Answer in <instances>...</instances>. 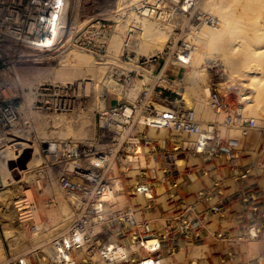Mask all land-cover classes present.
<instances>
[{
	"label": "rangeland",
	"instance_id": "1",
	"mask_svg": "<svg viewBox=\"0 0 264 264\" xmlns=\"http://www.w3.org/2000/svg\"><path fill=\"white\" fill-rule=\"evenodd\" d=\"M117 1L68 0L67 15L65 14L66 27L68 26L66 39L69 38L70 32L67 30H70L72 26L73 37L85 33L88 39H95L94 36L86 33L89 28L87 23L92 18L98 17L106 20L113 27L112 31L116 21H113V18H111L112 20L109 19V17L116 14V12H118L117 16L123 15V18H129L130 14L133 13L135 20L137 16L142 19L139 12L143 10L144 1L125 0L120 8L117 6ZM202 2L204 3V1ZM240 6L242 7V4L236 6L238 8L237 15L238 10H240V15L241 12L244 15L248 14V11L245 8L241 10ZM198 10L213 14L217 18V23L220 22V18L217 16L218 13L204 9L202 3ZM250 11L249 13L252 15V11ZM246 19L248 22V17L242 20L246 22ZM205 25L212 26L211 24ZM190 27L192 26L187 20L184 31H174L173 34L177 38L171 37L167 41L164 51L154 57H150L148 53L146 55L144 53L146 50L137 52L136 49L124 47L118 59L110 58L113 60L114 65L109 70L113 77L111 79L116 80L123 92L119 93L109 89L106 97H103L102 94L96 91L95 87L97 85L94 87L91 78L93 76H89L88 78H91L92 81L86 80V82L91 83V88L84 85L76 89V94L84 100V109L80 112L87 111L88 107L94 105L97 99H105L106 109H111L118 104L119 100H122L123 103L135 102L139 96L145 93L148 94L149 100L155 103L156 106L158 103L156 100L158 101L162 97L161 91L164 95L174 97L173 90L169 89L172 86L153 78L150 71L155 69V74H158L162 66L167 63L165 69L168 73L174 74L173 79L177 77L181 80H179L181 85H189L190 81L186 78V74L190 71L191 64L188 68H180L179 66H173L172 63L176 62L177 53L181 52L179 47L186 45L187 42L184 36L193 30ZM190 29L191 31H189ZM74 49L92 53L100 59L109 58V50L95 53L87 49ZM72 51L73 49L69 50L70 53ZM67 55H69L68 52L57 53L53 56V62L49 64L22 65L20 67L22 89L27 93L30 88L37 87L38 93L42 94L45 92V88L48 87L50 88L48 92L54 94L58 85H65L70 83L69 81L74 84L67 85L78 86V79L84 78L81 76L72 78V80H70L71 78L67 79V81L65 79L68 77L63 74V67L60 66L61 61L69 60L72 53L69 56ZM146 59H151L148 67L138 62V60L142 62ZM211 61L209 65L205 63L209 73V83L216 81L222 84L230 81L228 75L218 66L220 61L214 59ZM56 71L57 75H55ZM116 74H124V76L118 78ZM125 76L129 78H125ZM135 80L141 82L139 86L141 88L132 95L131 88H134ZM158 84L163 87H157ZM230 84H237V81H230ZM102 85L106 86L103 83ZM238 86L240 87V85ZM165 87L167 89H164ZM172 88L177 89L175 86ZM187 98L194 110V100L191 95H188ZM102 111L95 112L96 133L92 145L84 141H78L73 135L66 133L65 126L60 121L62 118L72 119L78 115L79 111L69 114L39 112L36 115L37 137L32 140L34 141V155H31L30 158L31 160L34 156L36 160H34L32 167L26 173H23V170L20 171L19 168L11 169L8 164L10 172L6 175L1 173L0 245L2 248L0 246V253L3 250L1 254L4 255L1 264H6L9 260L18 261L21 258H28L31 264H57L54 263V241L60 237H66L74 231L73 224L79 218V214L74 212L71 200L58 180L56 170L51 171L46 164L47 162L45 163L42 141L58 142L71 139L84 146H93L98 140L101 117L99 112ZM213 112L217 117L222 115L224 119L221 121L220 118L218 121L215 118L205 121L201 125L205 127L207 123L215 122L218 125L219 138L233 137L240 139L242 149L238 161L231 162L229 157L220 155H214L211 159L210 156H200L183 150L173 162L171 171L167 173H173L174 176L166 178L156 188L162 195H155L154 198L148 199L149 201L143 196L133 195L131 186L135 185V182L126 181L124 193L118 194L114 191L115 197L119 196L122 199L119 198V200L121 203L123 201V204H117L118 199L115 197L111 196L109 198L113 202V207L106 214L109 224H104L100 229L90 230L86 228L82 231V233L85 232V235L101 231L102 234L106 235L105 240H82L83 247L72 253L71 261L73 264L108 263L110 260L106 257V252L109 247L116 249L120 247L127 254V257L112 258L111 264H141L143 260L150 258L156 260L158 264H264V165L259 163L261 151L264 149V124L249 128L245 134L240 128L226 129L224 114H218L214 109ZM246 116L254 118L247 114ZM22 127L21 125L19 128ZM19 128H12L10 131L20 133L19 141L31 144L29 133L20 132ZM162 130L164 132H161ZM153 132H155L154 136L151 134ZM172 136L174 142H179L181 145L186 142V145L182 147L192 146L200 138L199 135H193L192 138L183 134ZM149 137L151 141L154 139L160 140L162 148L167 146L166 151L171 150L166 145L169 134L165 129L156 131L152 128ZM152 158L157 160L156 156L149 157L150 160ZM180 159L183 161L179 167L177 163ZM150 160L148 162L151 169L150 177L159 178L161 164L156 161V165L151 167ZM0 172H2L1 169ZM136 173L133 172V175H136ZM118 174L127 175L122 166H109V177ZM154 181L158 182V180ZM62 200L66 201L71 212V217L66 221L67 226L52 233L47 242H42L40 238L46 235L43 232L47 231L48 228L52 230L54 225L60 223L61 219L58 216L59 214L57 215V211L60 210L59 204L61 205ZM116 205L119 206L116 207ZM127 205L130 206L133 223L124 217L126 212H124V208ZM41 232L42 235L40 236L39 233ZM36 236L40 237L37 238ZM14 237L17 240L19 238L23 239L24 242L18 240L20 244L22 243L21 248L16 239L14 241ZM155 240L160 244L159 250L147 252L143 249L144 241L152 242ZM15 242L18 246L15 245ZM250 242L259 243L256 250L250 249ZM23 243L27 245H25V248ZM43 244L45 246L42 247ZM14 246L16 247L15 250H13ZM46 246L51 247V249L45 250ZM17 249H20V251H17ZM81 253L85 255L82 256Z\"/></svg>",
	"mask_w": 264,
	"mask_h": 264
},
{
	"label": "built area",
	"instance_id": "2",
	"mask_svg": "<svg viewBox=\"0 0 264 264\" xmlns=\"http://www.w3.org/2000/svg\"><path fill=\"white\" fill-rule=\"evenodd\" d=\"M202 1L148 0L143 2V10L139 14L144 18H168L169 23L175 26L174 31L178 32L184 31L187 20L191 28L202 24H216L217 18L213 14L198 10ZM67 6L68 0H0V164L6 157L5 149L16 144L18 141L14 139L21 137L20 133H12V128L22 125L19 131L29 133L32 148L28 149H31L34 155L32 140L37 137L36 115L39 112L69 114L84 109V100L76 94V89H79L76 85H58L54 94L48 92V87L42 94L38 93L37 87L30 88L27 93L22 89V65L49 64L53 62L55 52L65 53L74 48L95 53L108 50L113 27L105 21L99 20L94 26H88L86 33L94 36L93 40L88 39L85 33L75 37L71 35L72 37L66 39L64 16ZM177 57L173 66L186 68L189 64L187 60L181 58L178 53ZM151 59L138 62L148 67ZM166 64L158 74H155V69L151 71L153 78L177 87L176 90L169 88L173 90L174 97L164 95L161 91L162 97L156 100L166 108L159 110L145 93L135 102L123 103L119 100L116 106L105 113L99 112L101 117L98 140L93 146H84L71 139L58 142L42 141L45 163L47 162L51 171L56 170L58 180L69 196L74 212L79 214L73 224L74 231L54 241V263L73 264L72 253L83 247L82 240H105L106 235L101 231L88 235L82 231L86 228L100 229L104 224H109L106 214L113 207V202L103 201L109 190L124 193L125 182L129 180L135 182V185L131 186L132 192L130 191L133 195L143 196L147 200L155 195H162L156 188L166 178L174 176L173 173H167L171 171L173 162L183 150L200 156H210L211 159L214 155H220L229 157L231 162L238 161L242 149L240 139L219 138L218 125L215 122H209L203 127L196 120L193 107L181 93V80L177 77L173 79L174 74L167 72ZM116 75L118 78L124 76ZM127 76L125 78H129ZM220 84L212 81L208 86L210 105L218 114H224L225 126L228 129L240 128L246 134L249 128L254 127L255 119L246 116L243 105L248 99L246 101L240 95L249 93L250 90L245 88L242 92L244 88L237 84H234V87ZM157 87L163 86L158 84ZM40 97L42 99H39ZM103 118L105 124L102 122ZM151 128L167 131L169 138L166 145L171 150L166 151L167 146L162 148L160 140L151 141V138H148ZM174 134L191 138L193 135H199L200 138L192 146L182 147L181 143L173 141ZM16 146L13 153L15 156L21 155V149ZM152 156H156V161L161 164L159 178L150 177L148 162ZM259 163L264 165V149L261 151ZM114 165L122 166L127 175L109 177V166ZM133 172H137L136 175H133ZM1 186L0 172V188ZM130 211V206L127 205L124 208V217L132 222ZM6 264H31V261L21 258L18 261L9 260Z\"/></svg>",
	"mask_w": 264,
	"mask_h": 264
},
{
	"label": "bare ground",
	"instance_id": "3",
	"mask_svg": "<svg viewBox=\"0 0 264 264\" xmlns=\"http://www.w3.org/2000/svg\"><path fill=\"white\" fill-rule=\"evenodd\" d=\"M124 1L125 0L117 1L118 8L122 6ZM141 1H144L146 3V1L148 0H140V2ZM203 1L204 3L202 2V4L204 6V9H207L208 11L211 10L210 12L213 11V13L214 12L218 13L217 16H219L220 22L212 26H208L204 24L203 26H199L198 28L193 27V30L191 31L190 29L189 31L191 32H189L186 36H184V38H186L187 43L185 46L179 47V50L181 52H179L178 54L180 55L181 58L187 60V62L189 63L186 67L188 68L190 64L191 67H190V71H188V73L186 74V78H188L190 81L189 85L188 86L181 85L182 86L181 91L183 93V97L186 98L188 97V95H191L192 99L194 100L193 106H194L195 117L196 120L200 122V124L208 120H213L215 118H217L218 121L221 118L222 121V119H224L222 118V115H219L217 117L216 114L213 112V109L209 102V98H208L209 95L208 86L210 85L208 80L209 73L205 66V63H208L209 65V63L212 62L211 60L213 59L218 62L220 61L219 65L218 64L217 65L228 75L230 81H237V84L240 86H241L240 81H242L241 82L242 88H244L242 89V91H244L245 88L250 90L249 93L244 92L241 94L243 99H245L246 101L248 99V101L245 102V104L243 105V109L245 114L249 115L250 117H254L253 118L255 119L254 127H258L259 125L264 124V0H203ZM239 3L242 4V7L240 6L241 7L240 9L242 10V8H245L248 11V14L244 15V13L241 12L240 15L239 14L240 10H238V15H237L236 12L238 8L236 6L241 5ZM67 9L68 7L66 8V10ZM249 11L251 12L252 15H250ZM117 13L118 12H116V14L111 15V17H109V19L113 18V21H116V25L114 26V30L111 31V35H110V40H109L110 44L108 47L109 50L108 59H100L97 58L92 53H85L83 51L73 49V51L71 52L72 56L69 58V60L66 61L60 60L61 61L60 66L63 67L62 68L63 74L66 75V77H68L65 80L70 78H71L70 80H72V78L82 76L84 79L82 78L78 79L77 85L79 86V88H81L84 85H87V88H91V83L89 81H92L93 79L94 87L97 85L95 87L96 91L102 94L103 97H106L108 92L107 90L109 89L115 90L119 93L123 92L118 86L116 80L111 79L113 77L110 74L111 71L109 70L112 69L111 67L114 65V62L110 58L118 59L122 53L123 48L126 46L132 49H136L137 52L138 51L144 52V50H146V52H144L146 53V55L148 53L150 57H154L164 51V48L167 45V41L171 37L175 38L173 34L175 26L169 23L168 18L153 19V18L142 17V19H140L136 15L137 17L135 20L133 13L130 14L129 18H123V15L117 16ZM247 17L249 19L248 22L247 19L246 22L242 20ZM99 20L106 22V20L99 19L98 17L92 18L90 19L89 23H87L89 24L87 26L90 27L94 26L95 25L94 23ZM72 29L73 26L70 30L69 29L67 30L70 31L69 37H71L72 35L73 32ZM68 53L69 55L71 54L70 52ZM56 54L57 53L55 52L53 56ZM137 59L138 57L136 58V60ZM177 59L178 57L176 58L175 61H177ZM173 64L174 63H172V65ZM57 71L59 72L58 69ZM57 71L55 72L56 73L55 75H57ZM89 76H93L91 77L92 79L88 78ZM57 78L59 79L58 76ZM86 80L89 81L86 82ZM136 81L137 80H135L134 88H131L132 95H134L136 91L141 88L139 87L141 82L139 81L136 82ZM230 81H228L227 83L224 82L222 84L226 86L234 87L233 85L230 84ZM69 82L70 83L67 84H74L71 83V81ZM102 83L106 86L104 87ZM157 107L159 110L166 108V106H164L161 102L160 103L158 102ZM106 108L107 107H106L105 99H97L94 105H90L88 107L87 111L86 110L84 112L79 111L78 115L74 116L72 119L69 120L62 118L60 119V121L65 126L64 130H66V133L73 135V137H75V139H78V141H84L92 145L96 133L95 112L103 110L101 113H105L108 110ZM102 122L103 124H105L106 121L104 118ZM161 132H164V130H162ZM154 133L155 132L151 134L154 136L155 135ZM14 140L18 142H16V144L14 145L8 146L5 149L4 156L6 157L4 161H2V163L0 164L1 165L0 169L2 171L1 173H3L4 175L10 172L7 166L9 162L11 161L19 162L23 154L26 151H28V148H32L31 145L27 142L19 141L18 139H14ZM180 142L182 141L180 140ZM16 145H18L19 148L21 149L22 151L21 155H16V156L14 155L13 149L17 147ZM183 145H186V142L185 143L183 142L182 146ZM34 160L36 159H34L33 156V158L28 162V169L23 170L22 171L23 173H26L32 167ZM182 161L183 160L180 159L179 163H177L179 167L182 165L181 164ZM155 165H156V160L152 158L150 160V166L154 167ZM111 196L115 197V193L114 191L109 190L105 194L103 201L105 202L109 201V198ZM115 198L118 199L116 201L117 204L121 203L120 200L122 199L119 196ZM121 204H123V201ZM117 206L119 205H116V207ZM59 207L60 210L57 211V215L59 214L58 216L61 219L60 223L54 225L52 227V230L51 228H48L47 231L45 232L42 231L43 233H46L45 236H42L40 238L42 242L45 241L47 242V239L49 240V237H51L52 233H55L57 230H61L65 226H67L66 221L71 217V212L68 207V204L66 203V201L62 200L61 205L59 204ZM42 232L39 233L40 236L42 235ZM40 236H36V237L38 238ZM15 239L16 238L14 237V241ZM18 240L20 241L22 240V242H24L23 239L19 238ZM18 240L16 239L19 247L21 248L22 243L20 244ZM13 242L11 243L14 244ZM17 243L15 244L16 246H18ZM37 243L39 244V241ZM23 244L25 248L27 245L26 243ZM45 244H43L42 247L45 246ZM143 244H144L143 249H145L147 252L148 251L156 252L157 250H159L158 247H160L159 242H157L156 240L152 242L144 241ZM249 246L251 250H256L257 247L259 246V243L250 242ZM46 247L45 250L51 249V247L48 246ZM15 248L16 247L14 246V249L13 248L12 249L15 250ZM17 251H20V249H17ZM109 251L110 253H108ZM1 253H0V264L4 260L3 259L4 255ZM81 254L83 256L84 253ZM106 256L110 261L108 263L105 262V264H111L113 261L112 258H118L124 256L127 257V254L120 247L117 249L109 247L106 252ZM143 262H146V264H158L156 260L151 258L147 260H143L141 264ZM100 264H104V263H100Z\"/></svg>",
	"mask_w": 264,
	"mask_h": 264
},
{
	"label": "water",
	"instance_id": "4",
	"mask_svg": "<svg viewBox=\"0 0 264 264\" xmlns=\"http://www.w3.org/2000/svg\"><path fill=\"white\" fill-rule=\"evenodd\" d=\"M32 150L28 149L23 156L20 158L19 162L11 161L9 162V167L11 169L19 168L20 170H25L28 168V162L31 158Z\"/></svg>",
	"mask_w": 264,
	"mask_h": 264
},
{
	"label": "crops",
	"instance_id": "5",
	"mask_svg": "<svg viewBox=\"0 0 264 264\" xmlns=\"http://www.w3.org/2000/svg\"><path fill=\"white\" fill-rule=\"evenodd\" d=\"M159 65H161L160 63H158Z\"/></svg>",
	"mask_w": 264,
	"mask_h": 264
}]
</instances>
